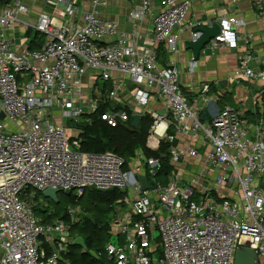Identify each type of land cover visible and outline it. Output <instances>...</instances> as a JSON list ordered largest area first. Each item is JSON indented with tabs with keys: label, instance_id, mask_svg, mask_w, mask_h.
I'll return each instance as SVG.
<instances>
[{
	"label": "built area",
	"instance_id": "2783aa9c",
	"mask_svg": "<svg viewBox=\"0 0 264 264\" xmlns=\"http://www.w3.org/2000/svg\"><path fill=\"white\" fill-rule=\"evenodd\" d=\"M54 1L53 12H39L33 25L20 18L30 12L21 0L0 5V264H70L71 227L84 211L67 205L66 220L42 221L36 208L48 216L56 212L39 195L50 188L126 193L110 219L105 254L112 264H234L240 246L254 249L264 264V56L239 33L245 19L222 17L209 45L234 49L243 43L230 81L260 83L252 117L225 105L204 122L212 84H203L201 99L190 102L179 67H163L157 50L178 51L192 0H137L128 17L134 23L151 17L145 34L98 15L112 0H90L87 11L79 0ZM253 7L264 19V0ZM20 27L44 36L39 50L17 48L8 32ZM201 35L193 30L191 38ZM128 87L127 97L121 92ZM153 98L162 113L148 110ZM97 111L111 127L139 111L141 118L149 114L151 149L164 141L172 165L188 155L208 167L191 181L177 177L164 184L158 179L162 160L142 150L129 160L113 151H81L82 125L92 123L85 116ZM177 133L189 137L184 148ZM139 176L152 188L144 191Z\"/></svg>",
	"mask_w": 264,
	"mask_h": 264
},
{
	"label": "crops",
	"instance_id": "0c3cea01",
	"mask_svg": "<svg viewBox=\"0 0 264 264\" xmlns=\"http://www.w3.org/2000/svg\"><path fill=\"white\" fill-rule=\"evenodd\" d=\"M21 1L30 9V12L29 14L21 15L20 18L29 23L32 22L31 20L37 21L39 12L43 11L50 14L55 7L48 3L51 0H34L33 2H28L29 0ZM79 1L84 11L90 9V0ZM254 1L255 0H241L240 2L232 4L231 0H192V7L186 18V25L180 33L178 51L170 52L164 45L158 46L157 50L160 64L163 67H167L172 62H175L179 67L180 86L185 97L190 102L194 100L199 101L201 99V88L203 84L206 82L212 84V103L207 105L205 109L208 111L210 118L225 105L240 109L246 116L252 117L254 108L253 99L259 91L260 83L252 84L247 81H230L231 74L237 67L238 56L244 49L242 42L238 48L234 49H229L225 46L213 49L208 43L205 48L201 50L198 60H194L193 52L188 48V43L192 41V31L194 30L192 25L196 23L214 25L215 23H219L221 18L227 15L241 16L245 19L247 24L239 28V33L243 38L246 35L247 37H251L252 44L256 48L258 54L264 56V19H260L255 14L253 7ZM137 3V0H112L106 7L99 9L98 15L104 19L118 22L120 26L127 31H132L135 27L145 34L150 28L151 17L139 23L132 22L128 17L129 11ZM28 29L26 30L20 27L15 31L8 32V35L20 50L24 48L39 50L44 42V37L33 39V35H27ZM33 31L35 30L33 29ZM220 53H223V55L228 58L226 63H221V67L218 66L217 61H214L212 57L213 55L219 56ZM192 60L196 63L194 68L191 67ZM243 85L246 86L243 88ZM121 94H126L128 97V95L131 94V89L128 87V89L125 90V92H121ZM225 96L229 98V101L224 100V103H220V100ZM262 96L264 98V95ZM130 104H133V102L130 101ZM148 110H155L162 113L163 108L161 102L157 98H153L148 106ZM140 113L139 111L138 114ZM207 121L208 120H205L204 122ZM188 141L189 137L177 133V142L180 146L184 148L188 144ZM153 142V140H150V144ZM153 144L155 145H152L154 147L158 146L157 141ZM200 162L203 164L202 168L199 167ZM170 165L171 170L168 180L178 177L181 178L184 183L191 181L202 172L203 168L208 167L204 159L202 160L200 157L190 158L188 155H185L179 164L172 165L170 162ZM208 169L210 170V168ZM209 173L215 175L216 171L212 173L210 170Z\"/></svg>",
	"mask_w": 264,
	"mask_h": 264
},
{
	"label": "trees",
	"instance_id": "16d2710c",
	"mask_svg": "<svg viewBox=\"0 0 264 264\" xmlns=\"http://www.w3.org/2000/svg\"><path fill=\"white\" fill-rule=\"evenodd\" d=\"M6 0H0V5ZM27 35H33V39L44 37L40 33L28 29ZM33 50L32 48H30ZM227 96L220 100L224 103ZM85 117L92 119L90 125H82L83 132L80 135V150L83 152H105L113 151L122 155L126 160L135 156L137 150H142L148 157H159L163 162V169L158 173V179L162 183H168L171 165L168 153L169 144L161 141L159 148L153 150L148 146L149 129L153 119L149 114L143 115L137 128L131 126V118L127 123L111 127L101 119L98 111ZM132 117V116H131ZM172 131V130H170ZM39 195L43 196L42 193ZM126 193L119 189L96 190L86 189L83 194L77 195L75 191L67 195L59 194V202L54 203L55 214L48 216L44 210L36 208V212L42 221L47 222L53 218L67 219V205H80L84 211L82 220L71 227V235L76 240L82 237L85 247L76 244L70 245V250L66 254V260L70 264H112L105 254V246L111 239L110 219L114 204L125 198Z\"/></svg>",
	"mask_w": 264,
	"mask_h": 264
},
{
	"label": "water",
	"instance_id": "95a60500",
	"mask_svg": "<svg viewBox=\"0 0 264 264\" xmlns=\"http://www.w3.org/2000/svg\"><path fill=\"white\" fill-rule=\"evenodd\" d=\"M221 31V27L219 23H215L213 26L209 25H201L194 29V32H201L202 35L196 41L192 40L188 43V48H190L193 52L194 60H198L201 50L205 48V46L210 42L212 38L218 35ZM5 113L3 111L0 112V119H4ZM210 116L207 110L203 111L201 119L203 121L209 120ZM141 121L140 114H134L132 116L131 126L133 128H137ZM139 182L141 183V187L144 191L149 190L152 188V185L149 183V180L146 176H139ZM73 190H67L64 192L65 194H71ZM61 191L59 189L50 188L43 192V196L47 199H50L54 203L59 202V194ZM76 244H80L81 246L85 247V242L82 237H78L75 240ZM234 264H258V257L254 249L248 246H240L237 249L236 256H235V263Z\"/></svg>",
	"mask_w": 264,
	"mask_h": 264
},
{
	"label": "rangeland",
	"instance_id": "374dc122",
	"mask_svg": "<svg viewBox=\"0 0 264 264\" xmlns=\"http://www.w3.org/2000/svg\"><path fill=\"white\" fill-rule=\"evenodd\" d=\"M7 1V0H6ZM24 1V0H23ZM26 1V0H25ZM33 2L34 0H29L28 2ZM49 4H51V5H54L55 4V1L54 0H51V1H49L48 2ZM30 10V9H29ZM32 22V24H35L36 22L34 21V20H31ZM213 57V59H214V61H217V64H218V66H220L221 67V63L223 62V63H226L227 62V57L226 56H224L223 55V53H220V55L219 56H217V55H213L212 56ZM220 63V64H219ZM219 69H221V68H219ZM218 69V70H219ZM246 85H243V88L245 87ZM200 168H202L203 167V164L200 162V166H199ZM211 172L213 173L214 171L213 170H211ZM217 173V172H216ZM47 199V198H46ZM47 200H50V199H47ZM156 236L158 237L159 236V232H156ZM62 264H64V263H62Z\"/></svg>",
	"mask_w": 264,
	"mask_h": 264
},
{
	"label": "clouds",
	"instance_id": "9594fccd",
	"mask_svg": "<svg viewBox=\"0 0 264 264\" xmlns=\"http://www.w3.org/2000/svg\"><path fill=\"white\" fill-rule=\"evenodd\" d=\"M163 127V125H161V128Z\"/></svg>",
	"mask_w": 264,
	"mask_h": 264
},
{
	"label": "bare ground",
	"instance_id": "6f19581e",
	"mask_svg": "<svg viewBox=\"0 0 264 264\" xmlns=\"http://www.w3.org/2000/svg\"><path fill=\"white\" fill-rule=\"evenodd\" d=\"M151 141H152V139H151ZM153 145V144H152Z\"/></svg>",
	"mask_w": 264,
	"mask_h": 264
}]
</instances>
